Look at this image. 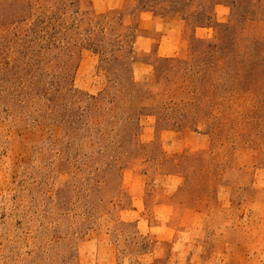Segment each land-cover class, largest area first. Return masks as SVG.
<instances>
[{"label": "rangeland", "instance_id": "1", "mask_svg": "<svg viewBox=\"0 0 264 264\" xmlns=\"http://www.w3.org/2000/svg\"><path fill=\"white\" fill-rule=\"evenodd\" d=\"M0 264H264V0H0Z\"/></svg>", "mask_w": 264, "mask_h": 264}]
</instances>
